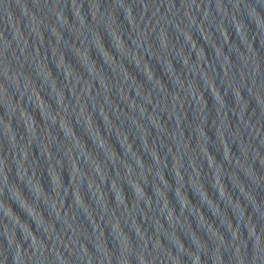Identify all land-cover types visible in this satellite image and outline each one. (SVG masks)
<instances>
[{
  "label": "water",
  "instance_id": "water-1",
  "mask_svg": "<svg viewBox=\"0 0 264 264\" xmlns=\"http://www.w3.org/2000/svg\"><path fill=\"white\" fill-rule=\"evenodd\" d=\"M0 264H264V0H0Z\"/></svg>",
  "mask_w": 264,
  "mask_h": 264
}]
</instances>
